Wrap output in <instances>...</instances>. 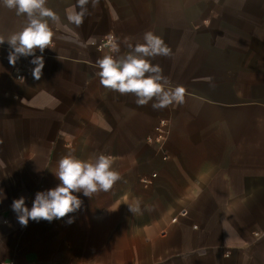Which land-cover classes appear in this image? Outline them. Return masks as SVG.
<instances>
[{
  "label": "crops",
  "instance_id": "obj_1",
  "mask_svg": "<svg viewBox=\"0 0 264 264\" xmlns=\"http://www.w3.org/2000/svg\"><path fill=\"white\" fill-rule=\"evenodd\" d=\"M76 6L47 0L40 80L0 45V264H264V0H89L79 26ZM25 20L0 6V34ZM146 31L171 49L150 59L183 103L155 110L101 85L96 60ZM101 152L121 176L109 191L19 224L13 200L30 209L57 186L62 156Z\"/></svg>",
  "mask_w": 264,
  "mask_h": 264
},
{
  "label": "clouds",
  "instance_id": "obj_2",
  "mask_svg": "<svg viewBox=\"0 0 264 264\" xmlns=\"http://www.w3.org/2000/svg\"><path fill=\"white\" fill-rule=\"evenodd\" d=\"M98 0H93V4ZM89 0H77V6L67 13V20L79 26L87 12ZM0 6L13 10L17 16L26 18L24 25L17 31L5 36L0 34V45H9L8 61L15 66L21 57H32L30 63L35 67L31 74L35 80H40L45 66L43 55H36L37 50L43 53L46 48L52 49L54 32L49 21H57L56 13L47 7V0H0ZM130 51L122 55L104 54L96 60L97 76L103 87L120 94H133L138 106L147 105L150 101L155 110L166 108L173 103H183L185 88L181 85L172 86L169 79L163 75L158 64H153L150 58L169 56L171 49L163 39L152 31L143 34V42L134 46L128 44ZM112 52L120 51L119 45H111ZM20 80L24 78L19 77ZM54 175L59 184L46 191H39L29 209L25 197L14 199L11 205L17 220L26 227L29 220L48 222L60 219L77 211L82 200L77 193L92 197L100 191H109L120 180V173L113 167L112 158L104 152L94 158L82 160L72 154L62 156L57 164ZM0 190V201L5 199ZM137 208L129 207L130 212ZM68 223L73 220L69 218Z\"/></svg>",
  "mask_w": 264,
  "mask_h": 264
},
{
  "label": "built area",
  "instance_id": "obj_3",
  "mask_svg": "<svg viewBox=\"0 0 264 264\" xmlns=\"http://www.w3.org/2000/svg\"><path fill=\"white\" fill-rule=\"evenodd\" d=\"M21 77V75H18V78Z\"/></svg>",
  "mask_w": 264,
  "mask_h": 264
}]
</instances>
